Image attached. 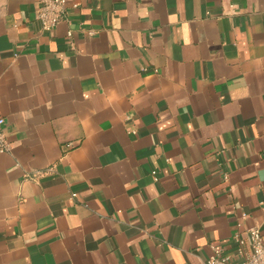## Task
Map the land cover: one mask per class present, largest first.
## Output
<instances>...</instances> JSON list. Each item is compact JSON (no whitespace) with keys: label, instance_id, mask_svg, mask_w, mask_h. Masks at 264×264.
<instances>
[{"label":"crops","instance_id":"obj_1","mask_svg":"<svg viewBox=\"0 0 264 264\" xmlns=\"http://www.w3.org/2000/svg\"><path fill=\"white\" fill-rule=\"evenodd\" d=\"M38 2L0 0V264H204L264 226V0H68L49 31Z\"/></svg>","mask_w":264,"mask_h":264},{"label":"built area","instance_id":"obj_2","mask_svg":"<svg viewBox=\"0 0 264 264\" xmlns=\"http://www.w3.org/2000/svg\"><path fill=\"white\" fill-rule=\"evenodd\" d=\"M77 6V3H69L68 0H39L37 19L44 30H53L69 16L70 10ZM68 35H72L71 30L68 31ZM133 132L136 130L134 129ZM73 145L74 142H69L66 147L71 148ZM11 150L12 141L7 121L0 116V152L5 153ZM42 173L37 171L35 176ZM152 173L156 176L157 170H153ZM262 205L264 209V201ZM204 264H264V226L244 227L241 222L238 223V228L232 235L231 248L224 244H213L212 254Z\"/></svg>","mask_w":264,"mask_h":264}]
</instances>
